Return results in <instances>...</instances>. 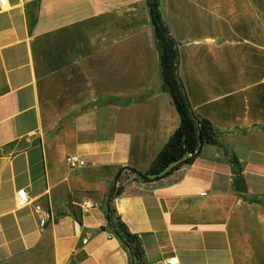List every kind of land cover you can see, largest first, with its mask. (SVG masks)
Segmentation results:
<instances>
[{"label":"crops","instance_id":"crops-1","mask_svg":"<svg viewBox=\"0 0 264 264\" xmlns=\"http://www.w3.org/2000/svg\"><path fill=\"white\" fill-rule=\"evenodd\" d=\"M147 2L0 6V264H134L108 198L123 168L146 172L180 127ZM161 12L219 144L162 184H125L117 212L143 264H264V0H161ZM70 156L86 165L71 170ZM35 205L51 213L45 228Z\"/></svg>","mask_w":264,"mask_h":264},{"label":"trees","instance_id":"trees-1","mask_svg":"<svg viewBox=\"0 0 264 264\" xmlns=\"http://www.w3.org/2000/svg\"><path fill=\"white\" fill-rule=\"evenodd\" d=\"M147 5L160 51L163 91L170 96L180 116V127L146 172L140 173L131 168H123L118 174L107 218L112 230L131 252L134 264H143L140 243L122 223L116 209L115 198L122 193L125 184L130 182L154 186L164 183L170 176L190 166L199 157L205 145L219 144V133L209 120L194 111L180 80L178 44L162 16L161 0H148ZM124 172L127 174L125 178L122 177Z\"/></svg>","mask_w":264,"mask_h":264},{"label":"built area","instance_id":"built-area-1","mask_svg":"<svg viewBox=\"0 0 264 264\" xmlns=\"http://www.w3.org/2000/svg\"><path fill=\"white\" fill-rule=\"evenodd\" d=\"M0 6L2 8H6L7 0H0ZM67 164L71 170H75L84 167L86 165V162L81 160L77 156H70L67 158ZM16 203L19 208H25L32 204L26 190L22 189L16 193ZM97 207V204L91 202L90 200H84L81 204V208L84 212H88ZM34 212L38 220L39 227L45 228L52 219L50 211L40 205H35ZM156 264H179V260L178 258L173 257L163 259Z\"/></svg>","mask_w":264,"mask_h":264},{"label":"water","instance_id":"water-1","mask_svg":"<svg viewBox=\"0 0 264 264\" xmlns=\"http://www.w3.org/2000/svg\"><path fill=\"white\" fill-rule=\"evenodd\" d=\"M117 180H118V175H117V177H116V179H115V183H114V186H113V190H112V192H111V194H110V196H109V198H108L107 209H108L109 203H110V201H111V199H112V197H113V195H114L115 188H116V185H117Z\"/></svg>","mask_w":264,"mask_h":264}]
</instances>
